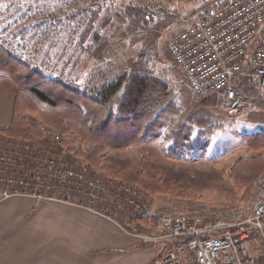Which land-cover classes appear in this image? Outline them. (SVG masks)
<instances>
[{"label": "rangeland", "instance_id": "rangeland-1", "mask_svg": "<svg viewBox=\"0 0 264 264\" xmlns=\"http://www.w3.org/2000/svg\"><path fill=\"white\" fill-rule=\"evenodd\" d=\"M133 1L134 3L145 2L144 0H0V19L4 20L8 17V13H39L38 20L40 22L38 24L39 26L45 25L43 30L46 31L45 39H41L40 42L41 45L47 47L46 57L40 64L38 63L42 57L39 55L34 57L29 66L33 69L38 68L39 70H36L43 76L54 80L69 78V75L66 74L69 70L70 73H74L69 81H74V77L77 78L75 79L77 83H75L82 90H98L103 85L116 82L122 75L132 73L136 64L144 61L149 63L155 71L152 77L164 82L171 95L179 94L181 98L178 106L184 110L183 114L203 116L209 123H204L205 126L200 132L195 128L192 129L193 135L190 137V142L185 145L189 151L183 153V158L185 157L184 159H188V161H174L165 157L166 151L171 149V142L166 139L169 138L166 134L171 132V128L166 127L159 132V135L156 134L157 138H154L152 142L141 145V147L135 146L127 152L115 153L108 157L104 163L107 166L121 168L130 164V160L135 155L146 154L150 158L144 167V173L152 175L159 170L164 177L165 186L172 182L185 185L189 188L192 198L179 200L170 196L148 198L140 194L125 195L112 181L104 179L84 162L74 160L68 152V137H64L56 129L49 126L42 127V136L37 141L9 138V140L0 143V146L9 147V143L26 144L25 142L37 144L43 139L46 132L57 133L61 139L59 149L63 154L65 153L71 171L78 173L76 179L82 184L81 190H94L99 195L92 207L99 208L101 211L98 213L113 217L120 223L122 221L130 223L131 220H135L138 224H145L146 227L143 229L149 227L147 230L152 233L157 234L160 229L162 230L159 222L164 214L157 222L158 229L148 226L151 224L149 221L139 223V219L158 215L156 209L160 207H169L180 215L182 213L192 216L195 213H200L203 217L212 216L217 217V219L231 210L248 215L250 212L249 201L241 203L240 197L236 195L232 183L228 180V172L232 164L245 151L240 142L241 136L264 131V106H254L240 111L238 115L226 116L220 103H218L220 101L218 97L196 98L187 88L183 73L173 64L167 47L173 31L180 24H183L182 19H193L194 16L191 17V15L200 12L203 6H209V1L185 2L179 8L182 17L177 14L175 20L171 17L170 10L164 6L160 5L157 8L150 6L151 17L154 18L151 21L152 27L145 29L142 32L143 35L135 39L127 35L129 29L127 24L123 26V30L116 33L120 23L116 19L117 16L124 14L123 10L126 5ZM152 1L156 0H150V2ZM106 8L109 9L107 13H88L90 10H105ZM52 13L54 16L51 18L50 14ZM68 25L70 28L72 27L75 37L77 36L75 32L83 31V26L85 27V43L78 45V40H75L67 48V51L58 52L57 46L67 42L62 31ZM76 25H81L82 28ZM103 36L111 37V39H108L110 40L108 46L102 52L100 50L102 43L101 41L97 43L95 37L102 38ZM140 41L147 45L145 50L139 43ZM97 44L98 49L100 48L98 53ZM143 51L144 57L139 61V55ZM52 54L55 59L52 58ZM57 54L60 55V58L57 57ZM78 54L77 58L81 61L79 67L72 64L75 60L74 56ZM169 63H171L170 68ZM71 68L80 69L78 73L80 72L81 75L79 76ZM84 73L85 77L82 76ZM248 94L251 95V93ZM212 99H215L214 102H211ZM184 115H182V119ZM174 122H176L174 126L181 124V118L174 119ZM9 125L10 121H7L5 126L8 127ZM67 188H69L68 184L63 192L67 191ZM114 194L121 200V209L114 206L119 201L110 198ZM72 200L76 203L78 201L74 198ZM168 241L169 244L176 243L170 237ZM155 244L157 245L159 242H155ZM252 255L256 258L257 264H264V249L260 241L253 248Z\"/></svg>", "mask_w": 264, "mask_h": 264}, {"label": "trees", "instance_id": "trees-1", "mask_svg": "<svg viewBox=\"0 0 264 264\" xmlns=\"http://www.w3.org/2000/svg\"><path fill=\"white\" fill-rule=\"evenodd\" d=\"M208 1L209 6H203L200 12L191 17H208L212 9L228 0ZM160 5L170 10V15L175 20V9L170 8L164 0L143 3L133 1L126 5L124 14L117 16L120 23L116 33L127 24L128 36L133 39L141 37L145 29L152 27L151 21L154 18L151 17L150 6L157 8ZM108 10H90L88 13H107ZM95 38L97 43L101 41L99 49L103 52L111 37ZM139 43L145 50V42ZM99 49L97 44V53ZM143 57L144 51L140 53L139 61ZM170 66L171 63L169 68ZM132 71L98 90L86 91L72 82L46 78L0 44V76L9 78L17 89L11 123L9 127L0 130V134L13 140L37 141L42 136V127H52L68 137V152L74 160L84 162L104 179L112 181L125 195L191 199L187 186L177 182L165 186L164 177L159 170L152 175L144 173V167L150 158L146 154L135 155L130 164L121 168L104 163L115 153L127 152L135 146L141 147L152 142L157 138L156 134L159 135L166 127L171 128V132L166 134L169 136L166 139L171 142V149L166 151L165 157L174 161H188L183 158V153L189 151L185 145L190 142L192 129L200 132L209 123L203 116L184 115V110L178 106L181 98L179 94L171 95L164 82L152 77L155 71L149 63L144 61L136 64ZM232 82L234 86L239 85L247 97L252 92L247 80L238 77ZM177 118H181V124L174 126V119ZM240 142L245 151L230 167L228 180L243 203L252 198L257 179L264 174V131L245 134L241 136ZM156 211L158 215L141 217L139 223L149 221L151 224L148 226L158 229L157 222L163 214L179 215L169 207H160ZM194 216L213 223L218 220L217 217H203L200 213H195L192 217ZM181 245V242H176L169 248L171 251H178Z\"/></svg>", "mask_w": 264, "mask_h": 264}, {"label": "built area", "instance_id": "built-area-1", "mask_svg": "<svg viewBox=\"0 0 264 264\" xmlns=\"http://www.w3.org/2000/svg\"><path fill=\"white\" fill-rule=\"evenodd\" d=\"M164 1L182 17L179 8L193 0ZM181 22L167 47L191 94L198 99L218 97L226 116L264 105V0H228L208 17ZM238 77L249 82V97L233 85ZM6 140L0 134V143ZM60 141L57 133L49 131L37 144L0 146V199L30 196L101 211L92 207L97 192L81 190L78 173L71 171L59 149ZM253 194L248 215L231 210L215 223L182 213L164 214L159 222L162 230L182 245L164 253L156 264H257L252 252L259 241L264 249V174ZM110 198L118 200L114 206L121 209L119 197Z\"/></svg>", "mask_w": 264, "mask_h": 264}, {"label": "crops", "instance_id": "crops-1", "mask_svg": "<svg viewBox=\"0 0 264 264\" xmlns=\"http://www.w3.org/2000/svg\"><path fill=\"white\" fill-rule=\"evenodd\" d=\"M38 14L8 13L0 19V44L28 65L38 55L42 57L38 64L46 57L47 47L40 44L45 25L39 26ZM71 28L62 31L67 42L57 46L58 52L67 51L75 40L78 45L85 43V27L75 32L76 37ZM78 56L72 64L79 67ZM77 68L71 69L78 73ZM66 74V81L76 82L75 77L69 81L74 73ZM16 90L9 78L0 76V130L11 123ZM124 222L65 201L42 202L30 196L0 199V264H155L170 250L172 243L163 230L156 234L135 220Z\"/></svg>", "mask_w": 264, "mask_h": 264}, {"label": "bare ground", "instance_id": "bare-ground-1", "mask_svg": "<svg viewBox=\"0 0 264 264\" xmlns=\"http://www.w3.org/2000/svg\"><path fill=\"white\" fill-rule=\"evenodd\" d=\"M251 91H252V89H251ZM251 91H250V92H251ZM211 98H212V97H211ZM218 103H219V102H218ZM86 209H90L89 206H87ZM156 261H158V260H156ZM156 263H157V262H156ZM156 263H155V264H156Z\"/></svg>", "mask_w": 264, "mask_h": 264}]
</instances>
